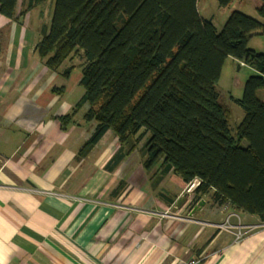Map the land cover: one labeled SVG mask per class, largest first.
Segmentation results:
<instances>
[{
    "label": "crops",
    "instance_id": "0c3cea01",
    "mask_svg": "<svg viewBox=\"0 0 264 264\" xmlns=\"http://www.w3.org/2000/svg\"><path fill=\"white\" fill-rule=\"evenodd\" d=\"M27 1H18V15ZM53 4L19 19L0 13V264H264V223L256 215L216 203L213 192L195 205L188 193L174 209L187 184L160 164L145 168L149 135L127 154L108 130L79 154L96 127L85 120L89 105L65 128L59 118L85 92L82 61L64 62L74 66L65 76L36 49ZM230 213L233 225L254 226L239 241L235 230L219 227Z\"/></svg>",
    "mask_w": 264,
    "mask_h": 264
},
{
    "label": "trees",
    "instance_id": "16d2710c",
    "mask_svg": "<svg viewBox=\"0 0 264 264\" xmlns=\"http://www.w3.org/2000/svg\"><path fill=\"white\" fill-rule=\"evenodd\" d=\"M0 0V13L19 19L46 0ZM234 0H218L227 6ZM257 8L264 19V0ZM264 34V21L233 11L222 29L200 16L197 0H55L49 30L37 44L54 71L78 57L88 104L85 120L95 131L80 150L88 153L108 130L127 154L149 135L147 170L160 164L188 184L199 180L192 205L212 193L218 204L264 222V51L250 48ZM232 57L255 70L236 100L244 118L231 133L229 112L216 85ZM74 66L64 70L68 76Z\"/></svg>",
    "mask_w": 264,
    "mask_h": 264
},
{
    "label": "rangeland",
    "instance_id": "374dc122",
    "mask_svg": "<svg viewBox=\"0 0 264 264\" xmlns=\"http://www.w3.org/2000/svg\"><path fill=\"white\" fill-rule=\"evenodd\" d=\"M261 4V0H234L229 5L223 7L219 5L218 0H197V8L200 16L204 19H211L218 31L222 29L229 15L236 10L264 21L257 11V8ZM54 6L55 4H53ZM249 46L258 52H263L264 34L252 38ZM75 60L78 63L79 58H73L72 62ZM62 68L65 69V66ZM254 73L255 70L251 67L242 65L234 58L229 57L224 64L220 79L216 85L220 103L229 112V127L234 136L237 135V127L245 114L236 100L242 97L245 81Z\"/></svg>",
    "mask_w": 264,
    "mask_h": 264
},
{
    "label": "built area",
    "instance_id": "2783aa9c",
    "mask_svg": "<svg viewBox=\"0 0 264 264\" xmlns=\"http://www.w3.org/2000/svg\"><path fill=\"white\" fill-rule=\"evenodd\" d=\"M200 184L199 180L195 179L192 182L187 184L186 192L190 195L194 193L195 188ZM237 217L236 213H230L225 221L219 225V227L224 228L226 230L232 231L235 230V240H241L243 239L246 234L254 228L253 225H243L240 222L238 224H232L231 218ZM264 223V222H263ZM186 264H202V261L200 258H192Z\"/></svg>",
    "mask_w": 264,
    "mask_h": 264
},
{
    "label": "water",
    "instance_id": "95a60500",
    "mask_svg": "<svg viewBox=\"0 0 264 264\" xmlns=\"http://www.w3.org/2000/svg\"><path fill=\"white\" fill-rule=\"evenodd\" d=\"M187 198H188V193H184V194H183V195L177 200L174 209H179V208H181V206L186 202ZM196 208H199V206H197ZM196 208H194L193 211H195Z\"/></svg>",
    "mask_w": 264,
    "mask_h": 264
}]
</instances>
